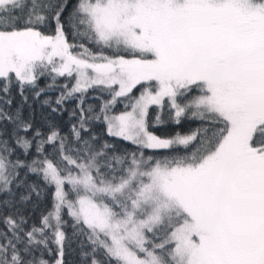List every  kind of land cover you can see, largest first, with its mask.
<instances>
[{
	"label": "snow or ice",
	"instance_id": "obj_1",
	"mask_svg": "<svg viewBox=\"0 0 264 264\" xmlns=\"http://www.w3.org/2000/svg\"><path fill=\"white\" fill-rule=\"evenodd\" d=\"M0 225V264H264V0H0Z\"/></svg>",
	"mask_w": 264,
	"mask_h": 264
},
{
	"label": "trees",
	"instance_id": "obj_2",
	"mask_svg": "<svg viewBox=\"0 0 264 264\" xmlns=\"http://www.w3.org/2000/svg\"><path fill=\"white\" fill-rule=\"evenodd\" d=\"M41 86L44 85L45 81L44 80H41ZM60 83H64L63 80H60ZM49 96H51L53 99L55 98L56 95H58V91H53V90H50L48 93H47ZM43 98V96L41 97V99ZM20 96L16 93L15 90H13V108H15V106L17 104L20 103ZM89 102H93V101H89ZM29 103H31L33 105V107L36 108L37 110V113H39L40 111V105L37 104L34 100H32V98L30 97V100H29ZM66 107L67 108H71L72 107V103L71 102H66ZM120 108H122V105H118L117 106V110H119ZM150 112H151V117L152 119L155 118V110H152L150 109ZM63 118L66 120L67 119V112L63 113ZM198 121H191L190 122V125H185L186 127L187 126H190L192 127L193 129L197 127L198 125ZM169 128V125H156L152 130L156 131L157 134H160L161 132H163L165 129H168ZM121 146L122 147H127L129 149L133 148L134 146L130 144V142H121ZM163 151V150H161ZM32 180H35L36 177L35 176H32L31 177ZM51 191H54V189H51V190H46L44 195L41 197L40 201L35 204V205H28L27 207V215L29 216V223L31 224L32 221L34 220H38L39 216H40V213L43 212V211H46L48 207H50L51 205ZM0 227H2V225H0Z\"/></svg>",
	"mask_w": 264,
	"mask_h": 264
}]
</instances>
